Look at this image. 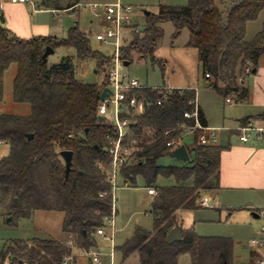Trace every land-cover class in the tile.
Wrapping results in <instances>:
<instances>
[{
  "label": "trees",
  "instance_id": "16d2710c",
  "mask_svg": "<svg viewBox=\"0 0 264 264\" xmlns=\"http://www.w3.org/2000/svg\"><path fill=\"white\" fill-rule=\"evenodd\" d=\"M263 9L264 0L160 4L158 13L147 15L143 29L133 32L129 43L122 45L120 57L131 64L135 57L148 56L152 64H159L154 55L163 37L159 23L171 21L175 27L172 39L185 28L194 38L210 87L223 97L233 95L242 102L248 90L240 79L247 66L251 72L256 68L258 57L264 52V19L262 29L249 41L245 40L246 24ZM47 47H73L78 62L94 59L105 65L110 61V57L92 48L88 34L78 25L70 27L62 38L23 39L0 23V98L4 73L15 63L13 100L30 106L28 114H0V141L9 144V153L0 158V206L12 221L30 218L37 210L63 213L62 238L5 242L0 258L8 259V264H61L71 252L76 256L79 249L97 248L96 229L105 225L115 203L105 170L111 161L106 150L107 135L113 129L97 115L100 93L108 85L107 76L102 83L83 82L75 77L71 55L49 65L48 57H42ZM163 93L162 87L133 91L137 99L143 100L144 111L130 128L134 141L130 135L126 140L132 152L128 163L120 169L121 179L131 186L141 177L147 189L156 190L149 211L153 229L136 226L133 234L114 250L122 259L136 253L139 264H178L182 254H189L191 264H231L230 237L198 235L194 226L184 228L178 216L181 210L200 208L198 200L204 194L221 188L223 146L199 145L200 130L191 135V145L184 142L179 124L191 122L183 113L193 108L189 102L196 99L195 88H171L166 99ZM199 118L206 125L200 108ZM247 122L249 118L243 120V124ZM148 130L152 133L148 134ZM178 137H182L180 145L186 146L190 160L159 164L163 157H172L173 149L167 142ZM62 150L72 151L68 174L60 155ZM158 177L172 178L174 184L157 185ZM173 227L178 228L181 239L168 244L167 235ZM67 240L73 241L74 249L66 244Z\"/></svg>",
  "mask_w": 264,
  "mask_h": 264
},
{
  "label": "rangeland",
  "instance_id": "374dc122",
  "mask_svg": "<svg viewBox=\"0 0 264 264\" xmlns=\"http://www.w3.org/2000/svg\"><path fill=\"white\" fill-rule=\"evenodd\" d=\"M57 1L62 3L64 0ZM76 1H78V4L70 9L58 10L53 14L54 17L51 13H46V19L49 20L53 17L55 34L59 38L65 37L70 27L78 25L82 31L88 34L92 48L110 57L109 64L106 63V66L100 65L94 59L78 62L73 47L55 49L53 53L48 55L47 62L51 65L58 62L63 56L71 55L75 77L87 83L103 82L112 62L113 53V45L109 41L100 42L95 39V34L103 28V21L101 22L100 18L94 16L89 5L119 2L132 7V25L134 27L125 29L123 33L122 45H127L131 40L132 33H137L143 29L147 16L146 11L153 15L158 13L160 4L184 5L187 2V0H74L73 2ZM37 2H42V0H37ZM72 4L69 3L68 6ZM263 19L264 9L256 19L247 22L246 41L253 39L257 32L262 29ZM159 25L163 28V37L154 52L159 64H152L148 56L146 58L135 57L131 64L124 67V70L130 77L137 79L141 85L148 87L180 88L191 86L195 88L198 101L205 108L210 123L214 126H221L223 112L225 111L226 117L231 116L227 114V111L231 112V110L228 107L226 108L230 104L226 103L223 96L210 87L209 79L204 77L199 51L194 38L189 30L185 28L175 39H172V34L175 32L174 24L171 21H163ZM160 63L163 64V67L160 66ZM16 70L17 66L13 63L4 73L0 114H28L30 112L28 103H17L13 100V79ZM231 105L237 104L233 103ZM228 118L224 119L227 120ZM217 135L218 144H224L225 139L229 136L228 131L225 130H217ZM184 136L185 144L191 145L192 136L189 133H185ZM8 153L9 144L2 143L0 145V158ZM177 163L178 161L171 156H165L159 161L161 165H174ZM156 184L172 185L174 180L158 177ZM131 185H119L115 190L114 230L109 224H106V236H96L97 249L103 254L104 264H110L111 253L114 255V264H139L136 253L122 259L118 252L113 251V247L122 245L133 234L136 226H141L146 230L153 229V220L149 213L153 195L148 194L147 187H145L141 177L136 179L135 185ZM229 212L230 210L226 208L200 207L195 210H181L178 212V216L182 218L184 228L194 226V230L198 235L230 237L233 241L232 251L234 255L248 258L250 253L248 241L264 225V215L260 214L259 218H254L250 212H244V210L233 211L231 214ZM9 217L4 208L0 206V251L4 243L11 240H30L34 237L62 238L63 213L61 211L37 210L30 218H19L14 221L8 220ZM84 259L87 258L80 256V261ZM0 264H8V259L3 261L0 258ZM178 264H191L189 254L180 255Z\"/></svg>",
  "mask_w": 264,
  "mask_h": 264
},
{
  "label": "crops",
  "instance_id": "0c3cea01",
  "mask_svg": "<svg viewBox=\"0 0 264 264\" xmlns=\"http://www.w3.org/2000/svg\"><path fill=\"white\" fill-rule=\"evenodd\" d=\"M73 1L64 0L60 3L57 0H42V2L35 0L39 5V9H34L29 4L0 0V6H3L0 13L4 17V23L1 24L23 39L35 36L57 37L55 24L52 21L53 14L58 10L70 9L78 4V1ZM69 3L73 4L68 6ZM46 13H51L53 17L49 20L46 19ZM240 82L247 87L246 99L239 102L235 100L233 95L223 97L225 102L226 98H230L233 102H226L230 104L226 108L228 107L231 110V112L227 111V114L231 116L226 117L224 111L221 126H214L210 123L205 108L196 96L198 107L204 114L206 125L215 128L217 139V130H225L229 134L224 144H219L223 146L219 167V184L221 188L204 194L198 200V204L205 208H226L230 210L229 214L233 211L244 210V212H250L254 218H259L260 214L264 215V138L258 139L256 137V129L264 128V117L258 116L264 114V52L258 57L255 72L245 75L240 79ZM233 103L237 105H231ZM246 118H249V122L243 124V120ZM244 125H250L251 129L243 132L237 130ZM245 133L249 136L248 140H240L239 135ZM2 143L5 142L0 141V145ZM259 236H261L260 230L251 238ZM250 239L248 241L250 251L248 258L237 257L232 252L231 264H256V259H264V245L252 247ZM83 261H80V256H78L77 264L89 263L87 259Z\"/></svg>",
  "mask_w": 264,
  "mask_h": 264
},
{
  "label": "built area",
  "instance_id": "2783aa9c",
  "mask_svg": "<svg viewBox=\"0 0 264 264\" xmlns=\"http://www.w3.org/2000/svg\"><path fill=\"white\" fill-rule=\"evenodd\" d=\"M12 3L30 4L34 9H39V5L35 0H11ZM89 8L93 12L95 17L104 21L103 28L99 33L95 34V39L100 42H110L113 45L112 62L106 72L109 89V94L100 100L98 105V118L104 124L111 125L113 133L107 135V147L106 150L111 156V161L107 167H105L108 180L112 186V192L115 194V190L119 185L129 186L131 183L121 179L120 169L128 163L131 156V147L126 140L130 138V128L136 123V116L140 115L144 111V104L142 99H137L133 91L146 88L148 86L141 85L137 79L130 77L124 70L123 59L120 57V49L122 47L123 33L125 29L134 27L132 25V7L130 5H123L119 2L112 4H92ZM3 9V6H0ZM164 63V62H163ZM248 64V62H247ZM251 73L250 67L245 68V75ZM209 74H206L208 77ZM105 88V87H104ZM165 89V93L162 94L163 99H166L171 87H162ZM103 90V89H102ZM102 92V91H101ZM162 100L158 101V104ZM226 102L232 103L230 98H226ZM193 105L191 111H185L183 117L191 122H182L179 124V128L182 129V137H185V133L192 135L195 131L200 130L198 135L199 145L216 144L218 142L215 128L203 125L199 118V107L196 99L189 102ZM251 129L250 125H244L237 130L240 132ZM168 131H166L167 133ZM152 130H148V134H151ZM130 135V136H129ZM187 135V134H186ZM182 137H178V140L172 139L167 142V146L171 149H175L180 146ZM256 137L258 139L264 138V128L256 129ZM240 140L247 141L248 134H240ZM133 140V136H131ZM182 145V144H181ZM184 145V144H183ZM148 194L156 195L157 192L154 188L147 189ZM116 213L115 203L112 207L111 216L105 219V225L98 227L95 232V236H106L105 227L109 224L114 230V216ZM261 236L250 239V245L252 247L264 245V225L260 229ZM112 239V236H111ZM66 244L75 248L72 240H67ZM114 251V247H113ZM86 257L90 264H104L103 254L99 252L97 248L79 249L64 256L61 264H77V257ZM113 253L110 264L113 262ZM256 264H264V259H257Z\"/></svg>",
  "mask_w": 264,
  "mask_h": 264
},
{
  "label": "water",
  "instance_id": "95a60500",
  "mask_svg": "<svg viewBox=\"0 0 264 264\" xmlns=\"http://www.w3.org/2000/svg\"><path fill=\"white\" fill-rule=\"evenodd\" d=\"M147 15L149 14V12H145ZM0 22L1 23H4V17L3 15L1 14L0 15ZM54 52V49H52L51 47H47L42 55L43 59L46 60V58L48 57L49 54L53 53ZM123 64L124 66H128L129 65V61H123ZM252 72H255V69L252 70ZM109 89L107 87L103 88L102 92L100 93V100H103L108 94H109ZM29 138L32 137V135H28ZM60 155L61 157L63 158L64 160V163H65V173L68 174L69 170H70V167H71V163H72V151L70 150H62L60 152ZM172 157L181 161V162H187L190 160V155L187 151V148L185 145H180L178 146L177 148H175L173 151H172ZM11 218L9 217L8 220H10ZM181 239V235H180V232L178 230L177 227H173L171 229V231L168 233L167 235V240L166 242L168 244H172L174 242H177Z\"/></svg>",
  "mask_w": 264,
  "mask_h": 264
}]
</instances>
